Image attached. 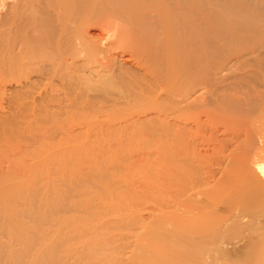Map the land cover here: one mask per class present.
I'll list each match as a JSON object with an SVG mask.
<instances>
[{
  "label": "bare ground",
  "instance_id": "6f19581e",
  "mask_svg": "<svg viewBox=\"0 0 264 264\" xmlns=\"http://www.w3.org/2000/svg\"><path fill=\"white\" fill-rule=\"evenodd\" d=\"M212 1L215 2V0ZM225 1H223L224 4ZM217 2L213 4L217 6ZM223 2H220V4ZM205 3V0H0V74H3L8 84L13 82L16 85H21L22 82L30 80L32 75L44 79L43 81L45 82L47 81L45 85H42L44 86V92L42 94L46 93L47 96L41 97L43 95H39L40 97L39 100L37 99V102H31L32 105L37 104V106L34 105V115H38V113L41 114L40 116L38 115L39 117L37 116L36 119L34 117L39 124L42 117L47 120L49 119V121L52 120L53 123H55V121L57 122V113L59 110L56 111V113L54 110L56 108L54 107V109L51 107L54 112L53 110H48L49 108L44 110V106L47 105L46 107H48L49 104L52 106L55 102L53 103L51 100L55 98L56 94L58 96V93H56L58 91L56 90L57 87L55 89V83L53 84L56 78H61L64 82L69 80V83L73 80L76 84L82 82V87L85 85L88 91L97 84L104 85L103 83L112 80H123L122 82L118 81L120 83L118 85H123V89L119 93L120 97H112L108 100L104 97V101H100L101 105L99 106L105 107L106 102L113 107L125 105V108L131 106L136 108L138 106L137 109L140 110L139 112L136 111L137 109L135 111L133 109V112L137 114H144L147 110L146 108L149 109L150 107L154 108L153 110H158V114L156 115H158L159 124L156 122L158 126H155L156 124L154 125L157 129H152L151 126L149 129L148 125V131L145 130L146 127L143 129L141 127L142 125H138L140 119H138V121H136L137 119L134 121L132 119H129L130 121L124 119V121L120 120L123 118L118 117L119 121H123L122 124H117L119 126L118 128H121V131L119 130L120 132L117 133L115 129L111 133L113 134V132L116 131L117 134H115V132V135L113 134V136H115L114 140L118 141L120 138L124 141L125 139L124 143L126 145H132L131 147H133L132 142L135 140H137L135 144H140L141 141H144L143 143H145L146 148L148 147L147 143L149 147H155V149L152 148V150H156L155 155L157 154V156L155 157L158 158L159 156L160 160L152 156L154 155L152 154V150L148 152L152 154L151 158L154 157V160H152L153 162L151 159H148L150 161L147 160L149 156H147L144 151V155L147 157L143 159L145 158L143 155V158H141L144 161L147 160V162H145L148 164L143 162V164L148 166L147 168H152L150 173H154L159 169L161 170L155 175L161 179L162 176L160 177L159 174H164L162 180H157V177L153 178L154 175L149 179L143 177V179L137 180L135 178V181H133L134 178L130 179L132 181L128 180V178L127 181L121 179L122 185L115 186V189L114 186L111 188L108 186V190H105L103 185L101 187L97 180L95 185H99L98 187H101L102 190L104 189L106 192L105 194L103 192L104 196L98 193L94 194L95 190H92L93 193L92 191H88L90 190L88 188V190L86 189V193H83L85 191H81L82 193L79 191L81 195L84 194L83 196H90L92 193L94 195H102L103 197H99V202L104 206V211L108 209L106 211L107 213L109 210L115 212L117 218L106 221L105 217L107 216L104 217L105 219L103 216L99 219L100 216H98V220H103V222L98 220L97 222L92 221L95 217L89 215L90 218L87 216L88 219H86V221H90V219L94 217L91 219V223L85 221L87 224H85L86 226L84 227L83 223L82 226L80 225L81 221H84L81 220L79 221L80 224L78 221L76 222L79 225H75L77 228L71 227L70 224L74 223V220L77 218L72 216L74 219H66L64 212H62V215L60 211L66 209L64 211H66L67 214L69 213L67 207L72 204L70 201L74 198L76 199V197L72 195L78 194V191L76 190L74 191L76 193L72 194V191H67L66 193V191L63 190L64 193H66L65 195H69L70 193V197H73V199L71 198L70 200V197H66L69 198H65L67 200L66 203L68 204L70 202V204H64L67 205V207L64 206V208L61 206L63 210H59L56 198L58 191L55 194L54 190L56 192V189L54 188L56 186H52L53 184H51L52 189L50 188L51 191L47 194V197L49 196L50 199L54 201H49L52 207H50L52 210L49 209L52 216L51 218L56 221L58 218L56 220L55 218L61 214V216H64L68 223H70L68 224L70 225L69 228H76L71 231V233L70 230L72 229H69L68 225L65 226L70 234L75 233L74 235L80 242L87 241L88 238L84 236L90 234L92 237L96 236V240L95 238H89L95 240V245L98 243H100L97 245L99 247L103 245V247L100 248L106 252V254H104L103 251L97 250L100 249L99 247L97 248L92 244L97 248L95 249V253H98L100 256L103 254L102 257L104 259L101 257V260L100 256L97 257L94 255L96 259H92L91 257L90 260L85 257V251L83 250L85 246H82L80 249H82L84 253L80 251L79 257L83 262L80 263V258L76 259L77 261L79 260L80 264H111V261H114L116 264H125L124 261L128 260L130 261V263L127 262L128 264H264V17L262 20L260 19L262 17H258L256 19L260 20L258 23L252 24L245 21V24L243 17L247 16L245 14L249 9L247 5L248 9H246L244 5V7L236 5L235 8L239 7L240 10L237 12L233 7L234 5L225 4L226 6L223 7L226 10H229V8H226L228 5L234 10L231 11V13L229 11L230 17L226 14V18L225 15L222 17L223 13L221 14L222 16H220L219 13L222 12L220 11L221 9H218L220 12L216 9L218 13L215 9L213 10L214 6L210 4L211 2H209V0L206 4ZM254 7L256 8V6ZM262 8L264 9V7ZM243 10H245V12ZM223 11L225 10L223 9ZM260 15H262V13ZM86 16L95 18L94 20L100 17L101 25L98 24V26L100 25L102 33L103 31L105 33L103 38L91 37V35L86 32L87 27L83 25V23L86 22V18H84ZM247 18H245V20ZM82 19H85L83 20L85 22L82 23ZM94 20H91V23L90 21L86 22V26H88L89 23L90 26L91 24H95L93 22ZM241 22L244 24L242 25ZM119 52L120 54L128 56L124 59V62L131 64L135 70L120 64L116 57V55H119ZM78 60H82L83 65H78V63H76ZM83 68L89 70V74L92 76L82 77L83 75L81 74H83V72L80 71H83ZM79 73H81V76L78 75ZM4 78L2 80H5ZM92 82H94V85L91 84ZM30 83L35 84V81L32 80ZM39 87H41V85ZM95 90H98V88ZM38 91V93L41 92L40 90ZM54 92L56 93L55 96L52 94ZM50 94H52L53 99H51ZM68 95L69 91L66 89V93L63 96L68 97ZM66 97L64 98V100L66 99L64 102L59 96L60 99L58 98V101L62 102L59 103L60 106L66 103L69 105L72 103V101ZM105 99L107 101H105ZM58 101L55 103L57 106H59ZM89 101L91 102L90 104H95L93 98H89ZM112 106H109V108L113 109ZM151 108L149 113L153 112ZM96 109L101 111L99 107ZM143 109L144 111H141ZM130 115L129 113V116ZM153 117H157L155 113L154 116L149 119ZM116 118L117 117H115V119ZM154 119L155 118L152 120H157ZM47 120L46 122H49ZM153 121L148 124L153 125ZM41 123L43 122L41 121ZM39 124L37 125L38 127ZM4 134L6 138V133ZM93 134L99 136V134L106 135L108 133L106 131H96ZM116 135H123L125 137L121 138ZM3 136L1 135V139H5ZM68 136L69 135H67V137ZM126 137L133 141L130 143V140L128 141ZM126 140L129 143H126ZM138 140H140L139 143ZM116 141L113 142L116 144L118 143ZM149 141H152V144ZM154 142H157L156 146H154ZM143 143L141 142L140 145H144ZM11 144H9V146ZM116 146H119V149L122 148L119 144ZM116 146L114 148H116ZM136 146L137 145H134L135 148H138ZM13 147L15 146L12 145L11 148L13 149ZM131 147L129 148L131 150L128 149L126 151L127 154H143L139 152L141 148L137 150ZM143 148L146 149L145 147ZM108 150L106 152H108ZM115 151L116 150H114V153H116ZM120 154L124 155L125 153H121L120 150ZM66 155H69V153ZM116 156L119 157L118 155H114L113 157L117 160ZM124 156L128 157V155ZM51 157L54 158L53 156ZM120 157L122 156L120 155ZM123 157L122 159H125ZM134 157L133 155L132 158ZM128 158L125 160H128ZM125 160L122 161L125 162ZM137 160H135V162ZM113 161L115 160L113 159ZM118 161H120V159ZM118 161L117 164H115L118 165V167H120L121 164L126 166V168L128 164L132 165V161L130 163V160H128L129 163L125 162L128 163L127 165L121 163L122 161L120 164ZM138 162L136 165L140 164ZM114 163H116V161ZM124 166H121V168L124 169ZM129 166L130 165H128V167ZM58 170L60 172V169ZM101 176H103V173ZM65 177L66 176H64V179ZM85 177H87V175ZM85 177L82 178L84 179ZM98 178L100 179L101 177L99 176ZM53 179L61 181L60 178ZM153 179L162 183L160 185H155L152 182ZM166 179L171 183L173 182L172 179H174L175 182L172 185L176 183L178 189L175 186L174 188L176 189L174 190L172 185L169 184L170 182H167ZM94 180L95 179L92 178L88 182L92 181L93 183L96 181ZM63 182H65V184H63L66 188L68 184H66L65 180ZM116 183L119 184L120 181ZM167 184L168 187L169 185L171 186L166 189ZM48 185L50 184L48 183ZM75 185L78 187V184ZM81 186L83 187V185ZM74 187L75 186H73V188ZM171 187L175 192L170 190ZM56 188L60 190V187ZM83 190H85V188ZM167 191H173L171 193L174 194H170V192L168 194ZM54 194L56 197H54ZM159 194L160 196H158ZM169 195L173 196L171 197ZM76 196L82 199V196L79 194ZM78 198L77 201H79ZM94 200L98 201L97 198L92 201ZM75 201H72L73 204ZM88 201L89 203L92 202L91 199L87 201L84 199V203L80 205V202H77L79 205H76L80 207L85 205L87 208V205H89ZM128 201L131 203L132 201H138L141 205H139L141 211L144 213V211L146 212L147 210V213L150 214L148 217L152 215V221L146 222L144 220L146 216L144 219L143 217L140 218L141 216L138 217L139 215L137 216V214L141 215L142 213L141 211V213H137L139 209L137 205V210H135L134 205V213L130 210L133 215L129 216V211L126 210L129 209V206H126V202ZM85 202H87V205ZM99 202L98 204H100ZM151 202H158L156 210L159 212V215L154 214V212L156 213V211H154L155 206L153 209L144 207L145 205L149 207ZM155 203L151 205H155ZM92 206H94V204H92ZM92 206L90 207L92 208ZM75 207L76 210L78 209L81 212L84 206H82V208ZM90 207L88 206V208ZM72 208L74 207L71 206L70 210ZM100 208L102 209V207H99L98 210ZM115 208H117V210H115ZM40 209L41 208L38 209L39 212H41ZM56 209L59 210V212H56ZM84 209L82 210L83 212ZM92 209H94V207ZM72 210L75 211L74 209ZM77 211L76 213L80 214V212ZM91 211L90 213H92ZM125 211L128 217H125ZM103 212L101 214H103ZM71 213L73 215V212ZM54 214L59 215L56 216ZM94 214L95 213H93V215ZM113 214L114 213H112L111 216L109 213L106 215L113 217ZM82 215H78V218ZM97 215L98 213L96 212V217ZM123 216L125 218H123ZM135 216H137V218ZM81 218L82 217L79 219ZM60 219L61 218H59V220ZM68 219L74 222L71 223ZM63 220L64 219L61 221ZM61 221L60 223H55V225L61 223L64 225V222ZM51 222L54 224L52 220ZM92 222L93 226L91 225L92 227L88 229L87 227L90 226ZM119 226L121 227L118 228ZM110 227L111 230H109ZM113 227H117V230L115 231V228L112 229ZM123 227L128 228V230L130 229V234L127 233L128 230L126 229L127 232H125ZM41 229L45 231L43 228ZM120 229H122L123 232ZM133 230L134 232L136 231L137 234L136 232L132 233ZM143 230L144 232H141V234L140 231ZM106 231L112 232L108 235ZM118 231L121 233L117 235L116 232ZM104 232V235H108V237L103 236L102 233ZM113 232L115 236H111ZM48 234L49 233H47V235ZM99 234H102L101 236L104 238H101L103 240L107 238L106 241H104L106 243L105 248L107 247V243H109L111 244V246L109 245L110 248L113 246L112 251L108 249L109 247L104 249V243L100 239ZM69 235L68 238H70ZM97 237L100 239L99 241ZM130 239H133V242H125ZM59 240L61 241V239ZM78 240L75 241L77 242ZM60 241L58 242L60 243ZM66 241L69 242L70 239ZM72 242L75 243L74 241ZM71 243L69 242L68 246H72ZM119 246L123 247L125 250L121 249ZM76 248L77 247H74L73 250H77ZM89 249L91 248L89 247ZM66 251L67 250H65V252ZM69 251L70 248L68 252ZM123 251H127V254L124 255L123 253L125 252ZM79 253L77 254V258ZM68 254L74 253L70 252ZM74 256L76 257V255ZM90 256L92 255H89V257ZM85 259H88L87 262H84ZM37 263H39V261ZM49 263L51 264V261Z\"/></svg>",
  "mask_w": 264,
  "mask_h": 264
},
{
  "label": "rangeland",
  "instance_id": "374dc122",
  "mask_svg": "<svg viewBox=\"0 0 264 264\" xmlns=\"http://www.w3.org/2000/svg\"><path fill=\"white\" fill-rule=\"evenodd\" d=\"M206 1V3H207V1L208 0H205ZM217 1H219V2H217ZM223 1H225V0H215V2H213L212 0H209V2H211L210 4L212 5L213 3L215 4L216 2H217V6L216 5H214L213 4V6H211V7H213V10L215 9V11H216V9L218 10V9H221L220 11H222L221 13H219L220 14V16H222V17H224V15H225V17L227 16V15H229V17H230V13H231V11H234L231 7H229V5H228V7H226V8H229V10L227 9H225L224 7L226 6L225 4H232V6L234 7V9L235 10H237V12H238V10H239V7H237V8H235L236 7V5L238 6V5H241L240 7H242L243 5L245 6V8L246 9H248V7H249V9L247 10L248 12L246 13L245 12V10H243L244 12H245V14L247 15V16H244L245 18H247L246 20H245V18L243 17V21H244V23H245V21H248V23H252V24H254V23H258V22H260V20L258 21V20H256L258 17L260 18V17H262V18H260L261 20L263 19V17H264V9L262 8V7H264V0H226L225 1V4H224V2ZM233 1V2H232ZM236 1V2H235ZM220 2H223V3H221L220 4ZM205 3V4H206ZM220 5H219V4ZM234 3V4H233ZM205 4H203V5H205ZM223 4V5H222ZM254 4V5H253ZM248 7H247V6ZM258 5V6H257ZM224 6V7H223ZM243 6V7H244ZM254 6H256V8L254 7ZM210 7V8H211ZM218 7V8H217ZM253 7V8H252ZM223 9L226 11H223ZM257 9V10H256ZM251 10V11H250ZM219 11V10H218ZM219 11V12H220ZM229 11H230V13H229ZM240 11V10H239ZM217 12V11H216ZM224 12H225V14H224ZM228 12V13H227ZM244 12H243V14H244ZM218 13V12H217ZM223 13V14H222ZM262 13V15H260ZM218 14V15H219ZM222 14V15H221ZM227 14V15H226ZM244 14V15H245ZM228 17V18H229ZM84 18H86V20L85 19H82V23L83 22H89L90 21V23H91V20H94L95 18H92V17H89V16H86V17H84ZM100 17H98V19H99ZM227 18V17H226ZM98 19L97 20H94L93 22L96 24V26H95V24H91V26H90V23H89V27L88 26H86L87 25V23L85 24V23H83V25H85V27H87V29H86V32H88V34L89 35H91V37H94V38H97V37H99V39L100 38H103L105 35V33H104V31H103V33H102V28L100 27V19H99V21H98ZM231 19V18H230ZM83 20H85V21H83ZM254 20V21H253ZM256 20V21H255ZM242 23V25L244 24L243 22H241ZM240 23V24H241ZM247 23V24H248ZM98 24H100L99 26H98ZM246 24V23H245ZM94 25V26H93ZM246 26H248V25H246ZM249 26H251V25H249ZM97 27V28H96ZM99 27V28H98ZM247 28V27H246ZM100 29V30H99ZM96 35V36H95ZM101 37H100V36ZM219 39H221V38H219ZM218 39V40H219ZM221 44V43H220ZM116 55V54H115ZM121 55V56H120ZM120 56V57H119ZM116 57H117V60L120 62V64H123V65H125L127 68H131L132 70L134 69V67L131 65V64H128V63H125L124 62V59L125 58H127L128 56L127 55H123V54H120V52H119V55L117 56L116 55ZM120 59V60H119ZM76 63H78V65H83V63H82V60H78V61H76ZM81 67V66H80ZM84 70L83 71H80V72H83V74H81V73H79L78 75L79 76H81V75H83L82 77H84V76H89V77H91L92 75L91 74H89V70H87V69H85V68H83ZM135 70V69H134ZM88 71V72H87ZM1 72V71H0ZM2 74V73H1ZM0 74V141H1V143H0V151H2V152H0V264H43L44 263V261H45V263L46 264H50L49 262L51 261V264H72L73 262L75 263V264H80L81 262H83V260L81 261V258L79 257L80 256V251H85V253H84V251H83V253L85 254V257L86 258H88V259H90L91 260V257H92V259L94 258V259H96V257H94V255H96L97 257H99L100 255L98 254V253H95V249H97L99 246H97L98 244H100V243H98V241L101 239L102 241H103V243H104V249H106L107 247H109L108 249H110L111 251H112V247L110 248V246H111V244H109V243H107V247L105 248V242L104 241H106V239L107 238H105V240H103L101 237H108V235H110V233L113 231H110V232H107L106 231V233L108 234V235H104L105 234V232L104 233H102L103 234V236H101L102 234H99V236H100V239L98 238V241H97V245H95V243H94V241L96 240V236L95 237H92V235L90 234V235H87V236H84V237H87L88 239H89V241H88V239H87V241H83V240H81V238H79L81 241H83V242H80L78 239H77V237L74 235L75 233H73V234H70L69 233V230L68 229H66V227L65 226H67L68 224H70V223H68V221L66 220L67 218H70L71 220L72 219H74V217H72V216H75V218H77L76 220H74V221H72V222H74V223H72L69 219V222H71L72 224H70L71 225V227L73 226V227H76L78 224L76 223L77 221H78V223H79V221H81V220H84V221H81V226L84 224V227L86 226L85 224H87V223H89L90 221H91V219H93L94 217H95V219L94 220H92V221H97L98 220V216H100L99 217V219L103 216V218L105 217V216H107V217H105L104 219L107 221V220H113L114 218H117V215H116V213L115 212H112V211H108V213H109V215L111 216L112 215V213H114L113 214V217H109L108 215H106V214H108L106 211L108 210H105L104 211V206L101 204V202H99V197L101 196V197H103L104 195H103V192H104V194L106 193L105 191H104V189L105 190H108L109 188H111L112 186H114V189H115V186L117 187V185H120L121 184V181L124 179L125 181H127V178H128V180H130V179H132V178H134L133 179V181H135L136 179L137 180H140V179H143V177L146 179H149L150 177H152V175H154L153 176V178H156L157 177V180L159 179V181L160 180H162V177H163V175L164 174H162V175H160L159 174V176L161 177V179L160 178H158V176H156L160 171L159 170H155L156 172H151L150 173V171H152V168L151 169H149V168H147L148 166H146V164H148V163H146L147 162V160L148 159H151V161L152 160H154V157L155 156H157V154L155 155V151L156 150H152V148L153 147H149V144L147 143V145H148V147L146 148V145H145V143H143L144 141H141L144 145H140L141 144V142H140V144H135V141H137V140H135V141H131L128 137H126V139L129 141L130 140V143L132 142V144H133V147H131L132 145H130V144H127V145H129L131 148H135L134 147V145H137L136 147H138V148H135V149H137V150H139V148H141L140 150H139V152L140 153H143V154H140L139 155V153H138V155H137V153H134L133 155L135 156L134 158H132V154H127L126 153V151L130 148L129 146H127L125 143H124V141H125V139H124V141H122V139H120L119 138V140H118V138H117V140L118 141H116V140H114V138H115V136H113V134H114V132H115V134H117L118 132H120L121 131V128H118L119 126L117 125V124H119V123H123V121H119V119H118V117L120 118H123V119H120V120H124V119H126V120H136V121H138V119H140V121H138V125H142L141 127L144 129L145 127H146V129L145 130H148V127H149V129L152 127V129H157V127H155V126H158V122H159V120H158V115H156V114H158V110H153L154 108H151L152 110L151 111H153L154 113H155V116H157V117H153V118H155L154 120H156V121H153L152 119H149L150 117H152V116H154V113L153 112H150L149 113V111H150V108L148 109V108H146L147 110L145 111V115L143 114V113H136V112H133V109H134V111L138 108V106L135 108L134 106H131V107H127V108H125L124 106L125 105H118V104H116V105H118V106H116V107H113L111 104H107V102L105 103L106 105H105V107L103 106H99V105H101L100 103V101H104V97L108 100V99H110V98H116V97H120V95H119V93H120V91H122V89H123V85H118V84H120L119 82H122L123 80H118V81H115V80H112V81H110V82H106V83H110V84H106V83H103L104 85H96V86H93L94 88H92L91 90H89L88 91V89H87V87L84 85L83 87H82V82H80V84L79 83H77L78 84V86H77V84L74 82V80L73 81H70V83H69V80H67V82H64L61 78H56V79H54V81H53V84H54V87H55V89H56V87H57V89L56 90H58L56 93H58V96H57V94L54 92V93H52L54 96H55V94H56V96H55V98L53 99V96H52V94H50L51 95V99H53V100H51L53 103L55 102V103H57V101H58V98H59V96H60V98H62V100H64V98L66 97H64L63 95H65V93H66V89L69 91V95H68V97H66V98H68L69 100H71L72 101V103L69 105L68 103H66V104H63L62 106H60V104L59 103H62V102H59L58 101V105L60 106H57V104H52V106H51V104H49L48 105V107H46V106H44L45 105V103H44V110H47L48 108V110H53L54 108H56V109H54L55 110V113H56V111H58V113H57V122L55 121V123H53V121H52V123H51V121H49V119L47 120L46 118H41V121L43 122V123H41V121H40V124L35 120L36 119V117L39 115H41L40 113H38V115H34V109H35V106L34 105H36L37 106V104H33L32 105V103H34V102H37L38 100H39V95H43V96H41V97H46L47 95H46V93H44V94H42L44 91V86H42L43 84L45 85L46 83H47V81L45 82V81H43L44 79H40V78H38V77H36V76H34V75H32L31 77H30V80L32 81V80H34L35 81V84L34 83H30L31 81L30 80H26L25 82H22L21 83V85L19 84V85H16V84H14L13 82H11V84L9 83L8 84V82H6V79L3 77V74L1 75ZM81 74V75H80ZM86 74V75H85ZM5 79V80H2L3 78ZM70 78H72V77H70ZM60 79H61V81H60ZM37 80V81H36ZM72 80V79H71ZM1 81H2V83L4 84H2L1 83ZM3 81H5V82H3ZM40 81V82H39ZM37 82V83H36ZM42 82V83H41ZM64 82V83H63ZM71 82H72V84H71ZM82 83V84H81ZM7 84V85H6ZM34 84V85H33ZM91 84H93L94 85V82H92ZM106 84V85H105ZM2 85V86H1ZM36 85V86H35ZM41 85V87H39V86ZM57 85V86H56ZM77 86V87H76ZM80 86H81V88H80ZM37 87V88H36ZM76 87V88H75ZM85 87V88H84ZM96 87V88H95ZM41 88H42V90H41ZM65 88V89H64ZM83 88H84V90H83ZM98 88V90H95V89H97ZM38 90H40L41 92L40 93H38L39 91ZM36 91V92H35ZM61 91V92H60ZM3 92V93H2ZM60 92V93H59ZM64 94H63V93ZM32 94V95H31ZM35 94V95H34ZM38 94V95H37ZM60 94V95H59ZM32 96V97H31ZM63 96V97H62ZM50 97V96H49ZM109 97V98H108ZM57 98V99H56ZM59 98V99H60ZM89 98H93V101H94V103L95 104H90L91 102L89 101ZM19 99V100H18ZM35 101H34V100ZM38 99V100H37ZM49 99V98H48ZM56 99V100H55ZM105 99V101H107ZM21 100V101H20ZM50 100V99H49ZM66 101V99L64 100V102ZM26 102V103H25ZM28 102V103H27ZM32 102V103H31ZM63 102V103H64ZM99 103V104H98ZM103 103V102H102ZM17 104V105H16ZM30 104V105H29ZM104 104V103H103ZM54 105V106H53ZM96 107H95V106ZM93 106V107H92ZM109 106L111 107H113V109L111 108H109ZM115 106V105H114ZM21 107H22V110H21ZM25 107V108H24ZM27 107H31V108H27ZM33 107V108H32ZM51 107L53 108V109H51ZM100 108L101 109V111L100 110H98V109H96V108ZM124 107V108H123ZM133 107V108H132ZM24 108V109H23ZM47 108V109H46ZM94 108V109H93ZM115 108V109H114ZM19 109V110H18ZM103 109V110H102ZM108 109V110H107ZM118 109V110H117ZM122 109V110H121ZM33 110V111H32ZM54 110H53V112H54ZM19 111H21V112H19ZM43 111V110H42ZM133 113H132V112ZM137 112H139L140 110L139 109H137L136 110ZM141 111H144V109L143 110H141ZM156 111V112H155ZM18 112V113H17ZM32 112H33V114H32ZM59 112H60V116H59ZM147 112H148V114H147ZM129 113L131 114L130 116H129ZM135 113H136V115H135ZM42 114H43V112H42ZM122 114V115H121ZM132 114H133V116H132ZM139 114H140V116H139ZM34 115V116H33ZM121 115V116H120ZM138 115V116H137ZM147 115V116H146ZM27 116H28V118H27ZM30 116V117H29ZM33 116V117H32ZM38 116V117H39ZM63 116V117H62ZM34 117H35V119H34ZM59 117V118H58ZM60 117H62V118H60ZM115 117H117L116 119H115ZM48 118V117H47ZM47 121H49V122H46V120ZM56 119V118H55ZM110 119V120H109ZM113 119H114V121H113ZM30 120H32V121H30ZM117 120V121H116ZM129 120V121H130ZM150 120V121H149ZM153 121V125L152 124H148V123H152V121ZM109 121V122H108ZM125 121V120H124ZM133 121H131V122H133ZM161 121V120H160ZM32 122V123H31ZM34 122V123H33ZM155 122V123H154ZM158 124H157V123ZM30 123V124H29ZM39 124V127L37 126L38 124ZM49 123V124H48ZM94 123V124H93ZM171 123H173V122H171ZM51 124V125H50ZM54 124H56V125H54ZM156 124V125H155ZM53 125V126H52ZM149 125V126H148ZM155 125V126H154ZM28 126V127H27ZM30 126V127H29ZM51 126V127H50ZM56 126V127H55ZM144 126V127H143ZM148 126V127H147ZM151 126V127H150ZM32 127V128H31ZM36 127V128H35ZM43 127V128H42ZM58 127V128H57ZM39 128V129H38ZM40 128H41V131H40ZM57 128V129H56ZM159 128V127H158ZM6 129V130H5ZM37 129V130H36ZM117 130V133H116V131H114L113 132V134L111 133L113 130ZM7 130H9V131H7ZM23 130V131H22ZM29 130V131H28ZM58 130V131H57ZM120 130V131H119ZM12 131V132H11ZM18 131V132H17ZM28 131V132H27ZM101 132V131H106L108 134H106V135H101V134H99V136H96L97 134H93V133H95V132ZM149 131V130H148ZM11 132V133H10ZM16 132V133H15ZM47 132V133H46ZM110 132V133H109ZM4 133H6V138H5V134ZM22 133V134H21ZM30 133V134H29ZM33 133V134H32ZM51 133V134H50ZM65 133V134H64ZM69 133V134H68ZM9 134V135H8ZM24 134V135H23ZM42 134V135H41ZM44 134V135H43ZM54 134V135H53ZM111 134V135H110ZM114 134V135H115ZM1 135L3 136V138H5V139H1ZM15 135V136H14ZM21 135H22V137H21ZM30 135H32V136H30ZM64 137H63V136ZM67 135H69L68 137H67ZM71 135V136H70ZM109 135V136H108ZM17 136V137H16ZM111 136V137H110ZM112 136H113V138H112ZM117 136V135H116ZM9 137V138H8ZM23 137H25V138H23ZM63 137V138H62ZM117 137H125V136H123V135H121V136H117ZM18 138V139H17ZM20 138H21V141H20ZM22 138H23V140H22ZM3 140H5L4 142H2ZM121 140V141H120ZM126 140V143H129L128 141ZM9 143H8V142ZM14 141V142H13ZM113 141H116V142H118V143H116L115 144V142H113ZM139 141L140 140H138V143H139ZM120 142V143H119ZM123 142V143H122ZM148 142V141H147ZM150 143L152 142V141H149ZM12 143V144H11ZM154 143H155V145H154ZM153 143V145L154 146H156L157 144V142H154ZM9 144H11L10 146L12 147V145L13 146H15V147H13V149L9 146ZM114 144H115V146L116 145H120L121 147V149H119V146H116V148H114L115 146H114ZM125 144V145H124ZM152 144V143H151ZM150 144V145H151ZM3 145H4V147H3ZM113 145V146H112ZM140 145V146H139ZM16 146H17V148H16ZM10 147V148H9ZM114 148V150H116L115 152L116 153H114V150H113V148ZM118 147V148H117ZM143 147H145L146 149H144ZM3 148V149H2ZM7 148V149H6ZM15 148H16V150H15ZM108 148H109V150L110 151H112V152H110L109 150H108ZM150 148V149H149ZM18 149V150H17ZM62 149H64V150H62ZM148 149V150H147ZM153 149H155V147L153 148ZM67 150V151H66ZM108 150V152H110V153H108V152H106ZM120 150H121V153L123 152V153H125L124 155H128V157L129 158H132V159H129L128 157H126V156H124L123 154H120ZM129 150H131V149H129ZM151 150H152V154H154V155H152V154H150L149 152H151ZM8 151V152H7ZM10 151V152H9ZM12 151H14V152H12ZM57 151H59V152H57ZM145 152V154L147 155V156H149V158L146 156V155H144V152ZM149 151V152H148ZM158 151V150H157ZM64 154H63V153ZM66 152V153H65ZM71 152V153H70ZM10 153V154H9ZM15 153V154H14ZM69 153V155H66V154H68ZM123 157V158H125V159H127L128 158V160H130V163H131V161H132V165L131 164H128L129 162H128V160H125V159H122V157H120V155ZM2 154H5V155H2ZM57 154V155H56ZM59 154V155H58ZM64 156H63V155ZM75 154H76V157H75ZM111 154H112V156H111ZM2 155V156H1ZM114 155H118L119 157H117V160H116V158L115 157H113ZM132 155V156H131ZM142 155V156H141ZM143 155L145 156V158H143ZM154 156L153 158H151L152 156ZM51 156H53L54 158H52ZM57 156V157H56ZM59 156H61L62 158H64V159H62L61 157H59ZM109 156H111V157H109ZM138 158H137V157ZM69 157V158H68ZM74 157V158H73ZM143 159H146V157H147V160H143ZM57 158V159H56ZM120 159V161H118L119 159ZM138 160H137V159ZM155 158H157V157H155ZM158 158H159V160H160V157L158 156ZM157 158V159H158ZM46 159H47V161H46ZM48 159H51V160H48ZM53 159V160H52ZM67 159H69V160H67ZM70 159H71V161H70ZM75 159V160H74ZM77 159V160H76ZM113 159L116 161V163H114L115 161H113ZM125 160V162H128V163H125V162H123V161ZM135 160H137L136 162H135ZM159 160H156V161H159ZM45 161V162H44ZM50 161V162H49ZM53 163H52V162ZM65 161V162H64ZM66 161H68V162H66ZM117 161H118V163H120L121 161V163H125V165H130L129 167H128V165H127V168H128V170H127V168H126V166H124L123 164H121V166L123 167H125L124 169L123 168H121V166H120V164H119V166L120 167H118V165H115V164H117ZM139 161V162H138ZM142 161V162H141ZM148 161H150V160H148ZM62 162H64V163H62ZM71 162V163H70ZM140 163V164H137L136 165V163ZM143 162L144 163H146V164H143ZM153 162V161H152ZM46 163H48V164H46ZM50 163V164H49ZM73 163V164H72ZM114 163V164H113ZM151 163V162H150ZM30 164V165H29ZM38 164H39V166H38ZM54 164H56L57 165V168H56V165H54ZM36 165V166H35ZM41 165H45L44 167H45V169H44V167L43 166H41ZM51 167H50V166ZM136 165V166H135ZM144 165V166H143ZM33 166H35V167H33ZM54 166V167H53ZM64 167V168H61V167ZM74 166V167H73ZM132 166V167H131ZM137 166H138V168H137ZM47 167V168H46ZM118 167V168H117ZM140 167V168H139ZM43 168V169H42ZM56 170H55V169ZM66 168H68V169H66ZM121 168V169H120ZM130 168V169H129ZM56 171H54V170ZM58 169H60V172H59V170ZM72 169V170H71ZM119 171H122V172H119ZM144 169V170H143ZM146 169V170H145ZM158 169V168H157ZM44 170V171H43ZM65 170V171H64ZM67 170V171H66ZM130 170V171H129ZM64 173H63V172ZM70 171V172H69ZM76 171H78V172H76ZM141 171V172H140ZM144 171V172H143ZM147 171V172H146ZM64 174H62V173ZM73 172H75V173H73ZM101 173V175H102V173H103V176H101L100 175V173ZM140 172V173H139ZM143 172V173H142ZM44 173V174H43ZM46 173V174H45ZM52 173V174H51ZM58 173V174H57ZM59 173H61V174H59ZM65 173H67V174H65ZM139 173V174H138ZM146 173V174H145ZM157 173V174H156ZM54 174H56V175H54ZM80 174H82V175H80ZM98 174V175H97ZM137 174V175H136ZM150 174H151V176H150ZM156 174V175H155ZM44 175V176H43ZM72 175V176H71ZM76 175V176H75ZM87 175V177H85ZM143 175V176H142ZM149 175V176H148ZM48 176V177H47ZM58 176V177H57ZM63 176V177H62ZM64 176H66L65 177V179H64ZM81 176V177H80ZM91 176V177H90ZM101 177L100 179L102 180H100L98 177ZM139 176V177H138ZM142 176V177H141ZM146 176V177H145ZM70 177V178H69ZM78 177V178H77ZM80 177V178H79ZM82 177H85L84 179L82 178ZM103 177H104V180H103ZM131 177V178H130ZM47 178H48V180H47ZM51 178V179H50ZM53 178H57V179H59L60 178V180L61 181H59V180H54ZM77 180H76V179ZM90 178V179H89ZM92 178H94L95 180V182H93L92 183V181H90V182H88L89 180H91ZM126 178V179H125ZM136 178V179H135ZM66 181V184H68V185H66L67 187L65 188V182H63L64 180ZM70 179V180H69ZM72 179V180H71ZM75 179V180H74ZM80 179H82V180H80ZM116 179V180H115ZM122 179V180H121ZM167 179H168V177H167ZM166 179V180H167ZM52 180V181H51ZM84 180H85V182H84ZM87 180V181H86ZM97 180H98V182L100 183V186L102 187V185H103V190H102V188L101 187H98L97 185H95L96 184V182H97ZM100 180V181H99ZM113 180V181H112ZM114 180H115V182H114ZM155 181V179H153V183L156 185V184H158V185H160L161 183H159L158 181ZM51 181V182H50ZM56 181V182H55ZM67 181H68V183H67ZM72 182V184H71V182ZM120 181V183L118 184V183H116V182H119ZM130 181H132V180H130ZM172 183L169 181V180H167V182H170L169 184H173L175 181H174V179H172ZM61 182H62V184H61ZM78 182V183H77ZM84 182V183H83ZM146 182V181H145ZM48 183L50 184V185H48ZM54 183H56V184H54ZM59 183H60V185H62V186H60L59 185ZM64 183V184H63ZM88 183V184H87ZM93 185H92V184ZM99 183H97V184H99ZM114 185H113V184ZM41 184V185H40ZM44 184V185H43ZM51 184H53L52 186H56V187H60L59 189L60 190H58L56 187L54 188V189H56V192H55V190H54V193L56 194L57 193V191H58V193H57V197L55 196V194H54V197H56L57 198V201H58V205H59V207H58V209L60 210H63V208L62 207H67V205L68 204H70V202L72 203V204H70L72 207H74V208H72V209H74L75 211H73L72 209L70 210V205H68V207H67V209H69V213L67 214L66 213V211H64V210H66V209H64L63 211H60L61 212V214L63 215V213L62 212H64V216L66 215V219L64 218V216H61V214H60V216H58V215H56V214H54V215H56V216H58V217H56L55 218V220L58 218V220H56V221H54L53 220V218H51L52 216H51V214H50V210H52V209H50V207H51V201H53V199H50V197L48 196L47 197V194H49L48 192H50L51 191V189H52V187H51ZM75 184H78V187H76L77 185H75ZM85 184V185H84ZM110 184H112V185H110ZM43 185V186H42ZM64 185V186H63ZM72 185V186H71ZM81 185H83V187L81 186ZM86 185H87V187H86ZM92 187H91V186ZM105 185V186H104ZM107 185V186H106ZM122 185V184H121ZM154 185V186H155ZM157 185V186H158ZM171 185H169V187L171 186ZM73 186H75L74 188H73ZM93 186H95V187H93ZM108 186H109V188H108ZM176 186V188L178 189V186H177V184L175 183V185H172V187L174 188ZM48 187H49V190H48ZM62 187H63V189H62ZM96 187H98V188H96ZM106 187V188H105ZM118 187H120V186H118ZM166 187V186H165ZM164 187V188H165ZM168 187V184H167V187H166V189L167 188H169ZM171 187V189L170 190H173V188ZM51 188V189H50ZM65 188V189H64ZM69 188H72V189H69ZM80 190H79V189ZM85 188V190H83ZM90 189V190H88V189ZM92 188V189H91ZM108 188V189H107ZM176 188H174V190L176 189ZM88 191H92L94 194H96V193H98V194H102V195H94L93 193V195L92 194H90V196L89 195H85V196H83L84 194H82L81 195V193L83 192V191H85V192H83V193H86V191L87 190ZM98 189V190H97ZM63 190H65L66 191V193H67V191L69 192H71L72 191V194L73 193H76V192H74V191H78L77 193L80 195V196H82V199H81V197H80V199L78 198V196H76V195H78V194H74V195H72V196H74V197H76V199L74 198L73 199V197H70V193H69V195H65L66 193H64V191ZM169 190V189H168ZM173 190V191H174ZM81 193H80V192ZM98 191V192H97ZM137 191H139V190H137ZM173 191H171V192H173ZM61 192H63V193H61ZM168 192V194H169V192L170 191H167ZM170 192V194H174V193H171ZM175 192V191H174ZM88 193V192H87ZM89 193H91V192H89ZM137 194V193H136ZM139 194V193H138ZM168 194H166V195H168ZM45 195V196H44ZM53 195V194H52ZM62 195H63V197H62ZM65 195V196H64ZM91 196H92V198L93 199H95V198H97L98 199V201L97 200H94V201H92L93 199L91 198ZM94 196V197H93ZM126 196V195H125ZM158 196H160V194L158 195ZM169 196H171V195H169ZM173 196V195H172ZM171 196V197H172ZM43 197H44V200H43ZM66 197H70V200H71V198L73 199L72 201H75L74 202V204H73V202L72 201H70L68 204L66 203V199H69V198H66ZM85 197V198H84ZM137 197V196H136ZM45 198H46V201H45ZM66 198V199H65ZM77 198L79 199V201H77ZM86 198H87V200H90L91 199V201L92 202H94V203H92L91 201V203H89V201H88V203H89V205H87L86 203L87 202H85V204L87 205V208H86V206L85 205H82V206H84L83 208H82V206L80 207V206H78L79 204L77 203V202H80V205H81V203H84V199H85V201H87L86 200ZM125 198H127V197H125ZM61 199H63V200H61ZM102 199V198H101ZM100 199V200H101ZM200 199V198H199ZM48 200V201H47ZM51 200V201H50ZM62 201V203H61V201ZM65 200V201H64ZM50 201V202H49ZM56 201V202H57ZM81 201H83V202H81ZM97 201V202H96ZM46 202V203H45ZM54 202V201H53ZM60 202V203H59ZM98 202L102 205H100V204H98ZM48 203V204H47ZM133 203V204H132ZM132 203L130 202V201H128V202H126V206H129L128 208L129 209H126L127 211H129L128 212V214H129V216H132L133 214H132V212L134 213V208H135V210H137L136 208H138L137 206H139L140 204L138 203V201L137 202H135V201H132ZM135 203V204H134ZM153 203H155V202H153ZM152 202L150 203V206L148 207V205H145L144 207L146 208H150V209H153V207H154V211H156V213L154 212V214H157V215H159L158 213L159 212H157V207L156 206H158L157 204H158V202L157 203H155V205H151V204H153ZM162 203V202H161ZM62 204V205H61ZM64 204H67V205H64ZM76 204H78V205H76ZM92 204H94V206H92ZM117 204V203H116ZM132 204V205H131ZM74 205V206H73ZM135 205V206H134ZM137 205V206H136ZM62 206V207H61ZM70 206V207H69ZM75 206H77L78 208H82L81 209V212H80V210H76L75 208ZM88 206L90 207V206H92V208L94 207V209H92L91 207V209L90 208H88ZM106 206V205H105ZM133 206H134V208H133ZM141 206V205H140ZM140 206H139V209H138V212L137 213H139L140 211H141V208H140ZM46 207V208H45ZM64 207V208H65ZM96 207H102V211L100 210H98V208H96ZM115 207V206H114ZM132 207V208H131ZM35 208V209H34ZM39 208H41L40 209V211L41 212H39ZM52 208V207H51ZM85 208V209H84ZM37 209V210H36ZM50 209V210H49ZM84 209V212L82 211ZM143 209V208H142ZM35 210V211H34ZM45 210V211H44ZM48 210H49V212H48ZM57 210V209H56ZM59 210H57L56 212H59ZM85 210H86V212H85ZM88 210H93V211H91L92 213H90V211H88ZM115 210H117V208H115ZM130 210H132V212H130ZM43 211V212H42ZM73 212V215H72V213L71 212ZM76 211L77 212H80V214L79 213H76ZM104 211V212H103ZM37 212H39L38 214H36ZM68 212V211H67ZM76 214H75V213ZM96 212L98 213V215H97V217H96ZM103 212V214H101ZM126 212V211H125ZM142 212V213H141ZM140 213H141V215L140 214H137V213H135V214H137V216L138 217H140V218H142L143 217V219H144V217L146 216V219H144L146 222L147 221H152V215H151V217H148L150 214L149 213H147L148 211L146 210V212L144 211V213H143V211H141ZM152 212V211H151ZM42 213H44V214H42ZM47 213V214H46ZM86 214V218H85V214ZM88 213H90V214H88ZM93 213H95L94 215H93ZM104 213H106V214H104ZM111 213V214H110ZM131 213V214H130ZM46 214V215H45ZM69 214H71V215H69ZM75 214V215H74ZM82 215V216H80V217H82L81 219H79L78 218V215ZM134 214V215H135ZM43 217H42V216ZM49 215V216H48ZM89 215H91V217L92 216H94L93 218H91L90 219V221L89 220H87L86 221V219H88V218H90V216ZM116 215V216H115ZM125 215V217H128V215H127V212L124 214ZM40 216V217H39ZM77 216V217H76ZM84 216V217H83ZM87 216H88V218H87ZM137 216H135L136 218H137ZM36 219H35V218ZM124 216H123V218H125ZM39 218V219H38ZM59 218H61L60 220H59ZM113 218V219H112ZM135 218V219H136ZM62 219H64L63 221H61ZM134 219V218H133ZM148 219V220H147ZM51 220L54 222V224L51 222ZM67 221V223H66V221ZM104 220V221H105ZM47 221V222H46ZM60 221L61 222H64V225L61 223V224H58V225H55V223L57 224V223H60ZM87 223H86V222ZM98 221H101V220H98ZM97 221V222H98ZM85 222V223H84ZM101 222H103V220L101 221ZM101 222H99V223H101ZM141 222H143V221H141ZM46 223V224H45ZM83 223V224H82ZM91 223V222H90ZM138 223V222H137ZM139 224H141V223H139ZM48 225V226H47ZM60 225H62V226H60ZM70 225H68V228H69V226ZM76 225V226H75ZM93 226V222H92V224H90V226H88L87 228L89 229V228H91L92 226ZM43 226V227H42ZM79 226V225H78ZM52 227V228H51ZM58 227V228H57ZM69 228V229H72V230H70V232L71 231H73V230H75L74 228ZM121 226H119L118 228H120ZM39 230H38V229ZM41 228H43V230H45V231H42V229ZM46 228V229H45ZM115 227H113L112 229H114ZM117 228V227H116ZM114 229L115 231L117 230V229ZM124 228V227H123ZM35 229V230H34ZM107 229V228H106ZM128 230V228H124V230ZM130 229H131V226H130ZM129 229V230H130ZM41 230V231H40ZM57 230V231H56ZM64 230H67V231H64ZM109 230H111V227H110V229ZM122 232H123V230L122 229H120ZM119 230V231H120ZM125 230V232H127ZM128 230V234H130L129 232L131 231H129ZM139 230H141V229H139ZM39 232V233H37V232ZM47 231V232H46ZM51 231V232H50ZM55 233H54V232ZM114 231V232H115ZM116 232L117 233V235L118 234H120L121 232ZM62 232V233H61ZM75 232V231H74ZM76 232H77V230H76ZM102 232H103V230H102ZM113 232V233H114ZM136 232V231H135ZM134 232V230L132 231V233H135ZM141 232H144V230L143 231H140V233ZM41 233V234H40ZM45 233V234H44ZM47 233H49L48 235H47ZM59 233H60V235H59ZM66 233H68V234H66ZM72 233V232H71ZM90 233V232H89ZM111 234V236L113 235V236H115V233L114 234ZM131 233V234H132ZM57 234H58V236H57ZM70 234V235H69ZM77 234V233H76ZM123 234H125V233H123ZM136 234H137V232H136ZM142 234V233H141ZM37 235H38V237H37ZM42 235V236H41ZM68 235H69V237L70 238H68ZM76 237V239H75V237ZM96 235V234H95ZM126 235V234H125ZM73 236V237H72ZM79 236V235H78ZM98 236V235H97ZM73 239H72V238ZM89 237H91V238H95V240L94 239H92L93 240V242H92V240H91V238H89ZM103 237V238H104ZM59 239H61V241L59 240ZM68 239H70V243L72 242V241H74L75 243H71L72 244V246H68L69 244V242L68 241H66V240H68ZM83 239V238H82ZM63 240V241H62ZM72 240V241H71ZM75 240H78L77 242H78V244H77V242L75 241ZM85 240V239H84ZM57 241V242H56ZM58 241H60V243L58 242ZM133 242V239L131 240H127V241H125V242ZM85 242H87V243H85ZM89 242V243H88ZM101 242V241H100ZM61 243H62V245H61ZM80 243H81V245H80ZM83 243H85V244H83ZM122 243V242H121ZM67 244V245H66ZM70 244V245H71ZM75 244H77V245H75ZM88 244V245H87ZM95 245L97 248H95V246H93V245ZM64 245V246H63ZM66 245V246H65ZM90 245V246H89ZM110 245V246H109ZM119 245H120V243H119ZM61 246V247H60ZM68 246V247H67ZM84 247V249L82 250V249H80L81 247ZM93 248H92V247ZM68 249H67V248ZM74 247H77L76 249L77 250H73V248ZM78 247H79V251H78ZM89 247L91 248V249H89ZM101 247V246H100ZM99 247V248H100ZM102 247H103V245H102ZM101 247V248H102ZM119 247H121V246H119ZM57 248V249H56ZM61 248V249H60ZM64 248V249H63ZM69 248H70V251L68 252V250H69ZM97 249V250H100V251H103L102 249ZM71 249H72V251H71ZM88 251H87V250ZM121 249H123V247H121ZM120 249V250H121ZM38 250H39V252H38ZM59 250H61V251H59ZM65 250H67L66 252H65ZM92 250H93V252H92ZM119 250V249H118ZM119 250V251H120ZM123 250H125V249H123ZM43 251V252H42ZM76 251H77V253H76ZM122 251V250H121ZM45 252V253H44ZM46 252H47V254H46ZM53 252V253H52ZM74 253V254H68V253ZM92 254H91V253ZM104 252V254H106V252L105 251H103ZM102 252V253H103ZM123 252H125V251H123ZM42 253V254H41ZM79 253V255H78V258H77V254ZM88 253V254H87ZM90 253V254H89ZM95 253V254H94ZM100 254H101V252H100ZM124 255H126L127 254V251L125 252V253H123ZM35 255H37V256H35ZM48 255V256H47ZM67 255V256H66ZM74 255H76V257L73 256ZM88 255V256H87ZM89 255H92V256H90L89 257ZM103 255V254H102ZM102 255L100 256V258L102 257ZM39 256H40V258H39ZM46 256V257H45ZM73 258H72V257ZM34 257V258H33ZM42 257H43V259H42ZM61 257V258H60ZM71 259H70V258ZM127 257V256H126ZM69 258V259H68ZM74 258H75V260H74ZM80 258V263H79V260L77 261L76 259H79ZM103 258V257H102ZM102 258H101V260H102ZM38 259V260H37ZM52 259V260H51ZM73 259V260H72ZM88 259H85L84 260V262H87V260ZM104 259V258H103ZM124 259H126V258H124ZM62 260V261H61ZM100 260V259H99ZM100 260V261H101ZM127 260V259H126ZM39 261V263H37ZM41 261V262H40ZM43 261V262H42ZM67 261V262H66ZM54 262V263H53ZM58 262V263H57ZM127 262H129L130 263V261L128 260V261H124V263L126 264ZM44 263V264H45ZM73 263V264H74ZM112 263H114V264H116L114 261H111V264ZM82 264H86V263H82ZM110 264V263H109ZM128 264V263H127Z\"/></svg>",
  "mask_w": 264,
  "mask_h": 264
}]
</instances>
